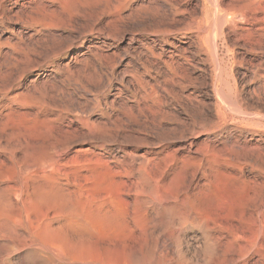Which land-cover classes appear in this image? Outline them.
I'll return each instance as SVG.
<instances>
[{"label":"rangeland","instance_id":"374dc122","mask_svg":"<svg viewBox=\"0 0 264 264\" xmlns=\"http://www.w3.org/2000/svg\"><path fill=\"white\" fill-rule=\"evenodd\" d=\"M88 1L107 9L106 23L135 20L79 40L17 21L47 0L0 3V15L8 8L14 16H0V75L17 80L0 87V264H264V10L219 0L246 4L248 18L214 26L211 17L209 32L214 0H167L174 9L163 0ZM162 12L178 32L152 24ZM148 23V35L129 30ZM49 33L64 51L26 69L25 48ZM132 38L139 44L127 54ZM148 47L174 57L155 61L147 76L139 57L151 59ZM139 79L163 100L162 132L103 141L102 114L116 119L140 101ZM88 120L93 126L82 128ZM40 132L48 147L35 139Z\"/></svg>","mask_w":264,"mask_h":264},{"label":"bare ground","instance_id":"6f19581e","mask_svg":"<svg viewBox=\"0 0 264 264\" xmlns=\"http://www.w3.org/2000/svg\"><path fill=\"white\" fill-rule=\"evenodd\" d=\"M7 1H9V0H0V3H2L4 5L7 3ZM47 1L50 2L51 4H49V5L41 4L37 10L35 9L36 11L30 12L32 9L30 11L29 10L28 11H21L20 14L18 13V16L15 15L17 21H21L23 24H27L30 26H35V25L45 26L46 28H48V30L55 29V28H61V29L67 30L68 34L71 36L72 35H78V39L80 40V37L82 35L89 33V32L91 33L93 31H95L96 29L98 30L99 33L104 34L105 32H107L106 27L113 26L114 24L120 23V22H126L127 23L129 20H131V21L135 20V19H132L133 15L131 14L130 17H128V18L123 19V17H121L117 20H113V21L106 23V22H104L105 21L104 18L107 16L106 15L107 9L105 10V7L103 9V6L98 7L97 5L100 4L99 2L97 3V5L96 4L94 5V3H92L93 1L89 2L88 0H86V1L85 0L84 1H82V0H66L67 2H64V1L62 2L64 4H62L61 2H58L59 6H57L56 3L59 0H47ZM111 1L117 2L118 0H111ZM214 1H213L214 5L211 4L213 6L208 7L205 10V22H206V25L208 26V31L210 30V23H212L210 20L211 17H213V19H214V21H213L214 26H217L219 23H220L219 24V26H220L222 24L224 25V23L236 22L237 20H240V21L247 20L248 15L246 16V13L244 12V11H247V9H246L247 5L246 4L245 5H239L237 7H230V8L224 7L223 8L222 5L220 4L219 0H214ZM250 2H251L250 8H248V10L251 9L252 7L255 8V10H257V9H263L264 10V0H250ZM163 4H165V5L169 4L171 6V8L174 9V4H170L167 0H163ZM105 6H107V5H105ZM2 10H3V8H2ZM5 10H6V12L2 11L3 14L0 15L1 19L11 20L12 15L10 16V13L12 11L8 8H6ZM162 13H163L162 15H158V16L153 15L154 18H156L155 20L158 19L157 20L158 22L154 21V18L151 17L152 16L151 15L150 16L151 19L153 18V20L151 22L154 21L152 23V24L155 23L154 26H156V24H158V23L160 25V23H161L162 26L160 27V29H161L160 32L164 35H168L173 30H176V29H173L171 27V25L169 24L171 22L169 15L166 12H162ZM12 17L14 18V16H12ZM125 19H129V20H125ZM222 22H224V23H222ZM148 24L151 25V23H148ZM99 25H100V27H99ZM104 25H106V26H104ZM169 25H170V27H169ZM173 25L174 26L176 25L175 22L173 23ZM132 26L133 27L129 28V30L132 31V33L133 32L138 33V34L143 33V35H144V33H145V35H148L146 31L147 30L153 31V28H154V26L151 25V28L149 26L148 27L149 29H148L147 27H145L146 24L144 26L145 28L142 26H138V25L137 26L132 25ZM157 27H156V29H157ZM176 27H177V25H176ZM158 29H159V27H158ZM216 30H218V29H216ZM150 31H148V33ZM213 31H215V30H213ZM117 32L118 33H113V37L115 39H119V38L121 39V34H122V32H124V29H123V31H117ZM57 38H60V37H58L56 34L54 35L53 33H49L46 38L41 37V38L35 40V42L33 41L30 46L26 47L25 51L22 54V56H25V58H23V60L21 61V62H23V61L26 62V63H24V64H26L25 68L26 69L30 68L31 63L29 66H27V63L30 61L32 62V65L34 62L37 63L38 62V61H36L37 58H38V60H39V58L41 61L43 60L41 63H39V64H42L45 62H51L53 59H55V57L57 58L58 56H60V54H62V51H64L63 50L64 47L59 46L61 44L58 43L59 44L58 45L55 42V40ZM203 38H207V37H203ZM59 40L60 39H58L57 41L59 42ZM50 41H52V42H50ZM61 41H63V40H61ZM190 41L186 44H190ZM202 41H203V43L206 44V39H202ZM135 44H139V41L136 38H132L129 46H127V48L125 49V52L127 54H132V51H133L132 49H133ZM152 44H155V46H156V42H154ZM151 47H148V51L151 52V55H149V56H151V59L145 60V58L143 59V58H141V56L139 57V63L145 67V73L147 74V76L150 72H152V70H154V68H157L155 61H160V60H162L163 56L165 57V56H168L170 54H171L170 59H173V57H174L173 52H168L163 47H161V53H156L158 51L154 52L151 49ZM172 47L174 49L179 48V47H176L175 44L172 45ZM155 49H157V48H155ZM179 49H181V48H179ZM97 57H99V56H97ZM118 58H120V56H117L114 59V61L116 62V60ZM24 59H26V60H24ZM99 59H101V57H99ZM13 63H15V62L6 61L3 65H6V67H8V68L15 69L16 65ZM164 63L166 64V66H169V67H171L173 64V63H169V62H164ZM21 64H19V65H21ZM33 66H35V64ZM20 67H22V65ZM20 67L18 68V66H17L18 69H20ZM0 68H2V66H0ZM21 71H22V69L20 70V72ZM114 76H115V74H114V72H112L111 77H114ZM0 78L2 81V84L0 87H2L5 91H9L10 88H13L17 82V80L14 77V72H11L10 76H3V75L1 76L0 75ZM110 80L111 79H107L106 82L104 80V82L101 85L102 89L104 87V94L109 90V87L111 86ZM137 83L139 85V88L143 92V96H142L140 101L136 100V102H134L135 104L133 106H124L122 108H119L118 109L119 110V113H118L119 117H115L116 119H112L113 117L111 118V115L109 113H105V114L103 113L102 114V116L106 115L105 119L107 120V123L103 124L101 127V129L103 128L106 131L103 136H101L102 134L100 135L104 139L103 141L106 140L108 142L109 141L111 142L113 140V143H114V141H116L118 143V140L119 141L122 140L123 142L121 144H123L124 142L126 144V143H128V141H131V140L136 142L139 139L143 140L142 138H139L138 136L143 135L144 138H149L150 137V136H148L149 134L151 135L153 133H156V131L163 129L161 127L165 126L162 122V119H161L163 117V115L161 114V109L163 111L164 107L162 108L160 105H161L163 100L160 101L159 97H158L159 99H157L156 95H152V94L145 91L144 85H145V83L147 85L146 81L143 82V80L139 79L137 81ZM98 90L100 91L101 88ZM132 94L134 96H137L139 93L133 91ZM156 94H157V92H156ZM159 101L161 103H158ZM230 102L232 103L233 107L235 106L236 109L232 107L233 109H235V111L237 110L239 114L242 113L241 107L238 106L237 102H234L233 100H231ZM165 103L166 102H164L163 104H165ZM183 107H184V105H183ZM95 109H99V108L95 107ZM184 110H186V109H184ZM163 112H165V111H163ZM161 115H162V117H161ZM166 115H167V113H166ZM170 115H172V113H170ZM81 125H82V128H89V127L93 126L92 123L89 122V120L84 121L83 123L81 122ZM162 125H164V126H162ZM21 129H19V130H21ZM17 130H18V128H17ZM88 131H90V130H88ZM161 132L162 131H160L159 133H161ZM36 136H38V137H36ZM156 136H154L155 139H157ZM15 138L17 140V141L15 140V141L18 142V144H20L22 141H25V138L22 136V132H20V131L18 133H16ZM35 139H40V140L46 142V144H44V146L48 147L49 140H48L46 133H41V132L37 133L35 135ZM145 141H146V139H145ZM139 142L140 141H138V143ZM141 143H142V141H141ZM131 144H132V142H131ZM18 149L19 148H17V150Z\"/></svg>","mask_w":264,"mask_h":264}]
</instances>
